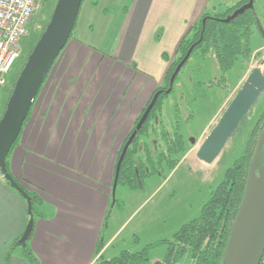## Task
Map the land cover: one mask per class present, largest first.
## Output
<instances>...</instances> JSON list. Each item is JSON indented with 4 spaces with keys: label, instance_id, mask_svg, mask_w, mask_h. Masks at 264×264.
I'll return each mask as SVG.
<instances>
[{
    "label": "crops",
    "instance_id": "obj_1",
    "mask_svg": "<svg viewBox=\"0 0 264 264\" xmlns=\"http://www.w3.org/2000/svg\"><path fill=\"white\" fill-rule=\"evenodd\" d=\"M100 1L86 14L104 15L108 8ZM209 2L129 0L114 36L118 46L111 53L78 36L68 41L8 158L11 177L41 201L43 216H32L27 242L37 264H95L99 257L116 258L127 243H140L139 233H132L113 249L147 199L111 235L106 233L109 211L115 207L110 202L117 154L162 84L179 41L209 14ZM81 8L76 23L82 22ZM122 201L118 199L120 214ZM29 219L26 201L0 179V264H28L18 243Z\"/></svg>",
    "mask_w": 264,
    "mask_h": 264
},
{
    "label": "rangeland",
    "instance_id": "obj_2",
    "mask_svg": "<svg viewBox=\"0 0 264 264\" xmlns=\"http://www.w3.org/2000/svg\"><path fill=\"white\" fill-rule=\"evenodd\" d=\"M93 1H82L79 15L82 16V22L76 23L71 39L78 36L84 43L93 45L102 52L111 53L118 46V41L115 40L116 33L122 20V8L128 5L129 0H102L101 6L104 5L108 10L104 15L94 16L93 14H96L94 11L86 14ZM235 1L237 0H210L206 11L211 15L223 13L226 7ZM55 3L56 0H41L39 10L27 27L26 35L20 43L18 57L5 75V83L0 89L1 116L13 85L32 48L43 33ZM253 9L258 27L251 38L253 54L249 62L237 61L223 76L214 58L199 59L191 56L172 84L171 94L163 99L161 120L165 127L170 131L176 121L179 123V131L183 138L188 144L193 141V146H196L184 155L175 168L178 169L170 172L165 181L159 177L147 178L143 181V190H136V193L121 186L116 187L115 198L123 200L124 208L120 214L116 204L109 211L107 235H111L130 216L135 207L147 199L143 211L125 224L124 232L113 245L116 251L123 240L132 238V233H139L136 235L140 237V243L138 246L127 243L125 249L127 252H141L155 242L171 240L172 235L181 226L199 215L202 205L208 201L211 192L222 180L226 168L243 153L256 118L264 106V90L253 106L251 117L241 121L213 163L204 164L198 159H192L198 146L216 125L248 74L254 69L264 74V0H254ZM89 27L93 30L91 31ZM165 252V245L155 247L148 252V258L160 261Z\"/></svg>",
    "mask_w": 264,
    "mask_h": 264
},
{
    "label": "trees",
    "instance_id": "obj_3",
    "mask_svg": "<svg viewBox=\"0 0 264 264\" xmlns=\"http://www.w3.org/2000/svg\"><path fill=\"white\" fill-rule=\"evenodd\" d=\"M97 2L98 0H94L92 5H96ZM247 3L248 0H239L235 5L226 8L223 13L213 16L206 13L203 14L197 22L189 27L187 33L181 38L173 59L169 63L162 84L152 94L150 100L135 121L130 134L123 143L124 146L154 94L160 92L146 121L140 130L137 131L126 150L117 175L116 187L121 186L130 191H136L143 188V181L147 178L158 176L162 180L166 179L168 174L179 165L184 155L193 147L194 143L191 142L188 144L187 140L180 134L179 123L175 121L173 124L174 126H172L169 131L161 120L163 99L168 97L172 92L171 89L169 93H166L170 87L169 80L177 65L190 49L191 53L189 58L191 56H196L199 59H205L207 57L214 58L223 76L232 69L237 61L248 63L253 54V50L251 49V38L253 34L256 33L258 27L255 10L253 8L246 9L234 19L226 21L235 10ZM72 34L73 31L69 40ZM177 77L178 75L175 80ZM221 79L224 81V77ZM30 111L24 124L29 117ZM252 114L253 107L244 119L251 117ZM263 129L264 106L256 118L252 132L240 158L226 168L222 180L211 192L208 201L202 205L199 215L187 224L181 226L178 231L172 235L171 240L155 242L154 244L146 246L141 252L124 251L120 253L118 257L111 260H105L99 257L95 264H151L154 261L148 258V252L162 245L166 246L165 255L160 260L163 264H223V254L229 238V229L242 203L247 181L248 166L254 156ZM18 140L19 137L12 145L6 158V169L9 174L8 158L11 151L18 143ZM122 148L118 154V158ZM263 163L264 141L262 143L261 155L256 166V172ZM3 181L10 187L7 181L4 179ZM18 185L29 196L33 216H43L39 210L41 201L37 194L28 192L21 184ZM16 193L18 194V192ZM110 204H112V201ZM116 204H118V200L115 198L113 205L116 206ZM28 240L29 237L23 245L18 244L22 248L25 261L28 264H37L35 257L32 255L27 245ZM98 250H100V245H98ZM260 264H264V254Z\"/></svg>",
    "mask_w": 264,
    "mask_h": 264
},
{
    "label": "water",
    "instance_id": "obj_4",
    "mask_svg": "<svg viewBox=\"0 0 264 264\" xmlns=\"http://www.w3.org/2000/svg\"><path fill=\"white\" fill-rule=\"evenodd\" d=\"M81 3L82 0H56L50 19L27 57L0 117V174L9 183L10 188L18 192L26 201L27 214L30 218L19 241L21 245L24 244L31 231L33 220L31 202L29 196L8 173L6 158L21 133L23 124L46 76L69 40ZM251 8H253V0H248L246 5L235 10L226 21L234 19L246 9ZM190 53L191 49L175 68L169 80L170 87L166 93L170 92L176 76L187 62ZM263 90L264 74L260 70L254 69L248 74L240 89L230 100L216 125L198 146L195 155L199 161L204 164H211L216 160ZM159 94L160 92L154 94L122 148L115 167L111 189L112 204L115 199L116 180L121 161L137 131L146 121ZM263 141L264 129L248 166L243 200L229 229V238L223 254V264H260L264 254V163L256 172ZM151 264L163 263L154 261Z\"/></svg>",
    "mask_w": 264,
    "mask_h": 264
},
{
    "label": "built area",
    "instance_id": "obj_5",
    "mask_svg": "<svg viewBox=\"0 0 264 264\" xmlns=\"http://www.w3.org/2000/svg\"><path fill=\"white\" fill-rule=\"evenodd\" d=\"M41 0H0V89ZM1 107V101H0ZM1 117V115H0ZM0 179L3 180L0 174Z\"/></svg>",
    "mask_w": 264,
    "mask_h": 264
}]
</instances>
